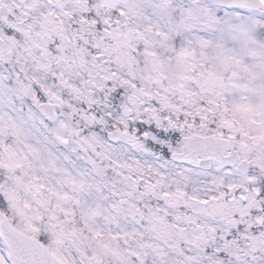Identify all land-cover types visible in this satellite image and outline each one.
Returning <instances> with one entry per match:
<instances>
[{"label": "snow or ice", "instance_id": "snow-or-ice-1", "mask_svg": "<svg viewBox=\"0 0 264 264\" xmlns=\"http://www.w3.org/2000/svg\"><path fill=\"white\" fill-rule=\"evenodd\" d=\"M0 264H264V0H0Z\"/></svg>", "mask_w": 264, "mask_h": 264}]
</instances>
